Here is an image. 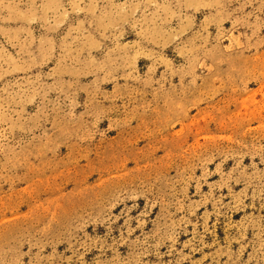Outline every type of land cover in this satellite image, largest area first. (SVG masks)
<instances>
[{
	"label": "rangeland",
	"instance_id": "374dc122",
	"mask_svg": "<svg viewBox=\"0 0 264 264\" xmlns=\"http://www.w3.org/2000/svg\"><path fill=\"white\" fill-rule=\"evenodd\" d=\"M0 264H264V0H0Z\"/></svg>",
	"mask_w": 264,
	"mask_h": 264
}]
</instances>
